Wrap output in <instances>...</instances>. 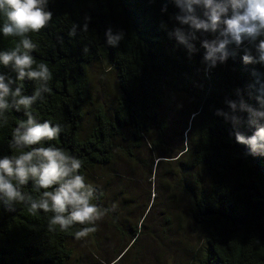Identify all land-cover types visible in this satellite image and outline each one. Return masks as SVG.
<instances>
[{"label":"trees","instance_id":"obj_1","mask_svg":"<svg viewBox=\"0 0 264 264\" xmlns=\"http://www.w3.org/2000/svg\"><path fill=\"white\" fill-rule=\"evenodd\" d=\"M46 10L52 12L48 25L27 35L36 45L31 53L33 67L46 63L52 73L50 91L43 93L30 111L40 122L60 124L62 132L54 140L31 147L52 145L77 157L87 183L89 170L105 171L96 177L99 180L109 175L106 170L123 154L132 155L129 146L143 144L166 154L168 158L157 160L158 176L160 171L170 175L173 167L189 161L196 173L183 179L180 188L188 197L192 219L207 230L204 256L190 264H264V155L251 154L249 146L236 141V132L252 135L255 128L234 125L217 115V110L231 112L228 101L239 105L243 100L259 107L254 98L258 93L251 86L257 81L253 72L264 74V65H245L240 49L234 58L209 69L203 63L206 49L202 40L215 35L197 32L199 39L190 41L194 52L180 44L170 33L187 26L175 20L180 9L174 0H48ZM197 14L203 16L199 7ZM4 20L0 14V27ZM85 23L87 31L83 30ZM74 27L75 35L70 36ZM109 29L114 35L124 33L116 47L107 43ZM19 39L0 32V52L14 48ZM243 47L256 55L248 41ZM93 62H102L115 73L119 95L111 114L96 109L92 125L84 133L83 107L90 96L87 67ZM0 74L16 78L11 67L2 64ZM16 84L22 85L25 95H33L38 87L27 78ZM169 91L182 94L187 101L184 113L192 114L186 124L185 145L176 152H171L164 138L161 117ZM233 114L248 115L239 107ZM6 116V124L0 121V158L19 154V149L10 147L13 132L27 120L23 108L10 107ZM109 176L112 183L117 181L112 173ZM21 188L38 196L31 180ZM101 196L96 192L92 203L97 204ZM51 215L43 210L33 214L26 204L7 205L0 200V264H69L70 242L84 225H74L68 231L57 226L52 232L48 230ZM131 231L136 240L142 227L135 225Z\"/></svg>","mask_w":264,"mask_h":264},{"label":"clouds","instance_id":"obj_2","mask_svg":"<svg viewBox=\"0 0 264 264\" xmlns=\"http://www.w3.org/2000/svg\"><path fill=\"white\" fill-rule=\"evenodd\" d=\"M47 3L48 0H0V14L5 17L0 32L5 37L20 38L14 48L0 52V64L11 67L16 73L15 80L0 74V121L7 123L6 112L10 107L18 111L23 108L27 116V120L21 121L14 129L10 145L19 149V154L0 158V200L7 205L26 204L33 214L39 210L52 213L48 220V230L52 232L57 230V226L62 231H68L74 225H84L74 234L79 240L96 231V221L108 210L101 211L92 203L95 188L80 174V159L52 145L31 147L54 140L62 132L60 124L53 126L51 121L40 122L30 111L37 99L50 91L48 81L52 73L46 63L33 67L35 60L31 53L36 45L27 35L40 32L52 19V12L46 10ZM174 3L180 9L175 20L187 28L176 27L170 35L174 34L190 52L196 51L190 41L199 39L197 32L215 35L214 39L202 40V46L206 49L203 63L209 69L227 62L230 56L234 58L240 49L244 53L242 60L245 65H264V39H261L264 37V0H174ZM197 7L203 10L202 17L197 14ZM166 10L165 6L163 11ZM83 30H88L87 23ZM69 35H75V27ZM106 37L107 43L116 47L124 39V33L114 35L109 29ZM245 41L255 47V56L251 48L243 47ZM230 45H235V48H230ZM253 75L257 81L251 87L256 88L258 94L254 98L259 107H253L243 100L239 105L228 101L231 112L217 110V115L225 116L226 121L234 125L255 128L252 135L236 132V141L249 146L251 154L264 155V79H260L264 74L254 71ZM26 78L38 84L33 95H25L22 85L16 84L17 80ZM238 107L248 114L247 117L233 114ZM26 148L30 150H24ZM30 180L38 196L22 191L21 186ZM114 208L115 205L112 210Z\"/></svg>","mask_w":264,"mask_h":264},{"label":"rangeland","instance_id":"obj_3","mask_svg":"<svg viewBox=\"0 0 264 264\" xmlns=\"http://www.w3.org/2000/svg\"><path fill=\"white\" fill-rule=\"evenodd\" d=\"M87 71L90 96L83 107L84 133L92 125L96 109L111 114L119 95L115 73L104 63L93 62ZM185 109L187 101L182 94L167 92L161 117L171 152L178 151L186 142V124L192 114L184 113ZM128 148L133 154H123L106 170L118 177L114 183L109 175L97 180L105 172L102 169L87 172V181L95 193L102 194L96 205L101 211H108L96 221L94 235L71 240L69 264H190L203 257L207 230L194 222L188 197L181 191L182 180L196 170L188 166V161L173 167L168 171L170 175L160 171L158 176V158H168L162 150L157 152L143 144ZM135 225H141L142 232L133 240L130 233Z\"/></svg>","mask_w":264,"mask_h":264}]
</instances>
